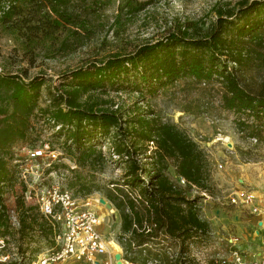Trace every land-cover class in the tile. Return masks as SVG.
<instances>
[{"label":"trees","instance_id":"1","mask_svg":"<svg viewBox=\"0 0 264 264\" xmlns=\"http://www.w3.org/2000/svg\"><path fill=\"white\" fill-rule=\"evenodd\" d=\"M78 1L15 0L1 19L26 41L61 29L68 36L86 38L90 19L86 11L76 9ZM215 10L217 18L207 30L178 24L132 52L65 71L59 83L48 88L46 100L43 75L0 73V238L13 237L21 253H27L34 240L56 244L51 222L37 206L26 203L23 193L15 206H9L4 197L19 180L15 147L37 140L33 119L40 117L62 139L63 157L78 166L71 169L69 186L79 185L83 195L93 192L84 170L103 171L112 156L124 167L122 181H112L106 196L122 219L119 242L126 261L202 264L192 248L212 235L210 223L199 213L200 196L194 194L211 190L206 152L176 123L150 107L144 109L136 102L115 109L103 96L125 92L144 100L164 93L189 115H209L211 110L234 113L243 137L261 144L264 0L226 2ZM64 46L66 41L60 49ZM193 91L200 96L190 98ZM58 125L61 128L55 130ZM105 138L111 142L108 151L102 148ZM172 168L179 180L171 177ZM11 207L21 221L16 230L7 212Z\"/></svg>","mask_w":264,"mask_h":264},{"label":"rangeland","instance_id":"2","mask_svg":"<svg viewBox=\"0 0 264 264\" xmlns=\"http://www.w3.org/2000/svg\"><path fill=\"white\" fill-rule=\"evenodd\" d=\"M238 1L240 0H79L76 9L86 11L84 13L90 19L91 32L86 38H82L81 34L77 38L68 36V32L61 29L52 35L26 41V38H22L11 25L5 24L0 18L1 73L26 74L28 78L43 75L46 80L43 97L46 100L48 88L58 84L65 71L91 61L106 59L113 54L132 52L139 44L156 41L165 36L178 24L188 23L207 30L217 18L215 9L218 6L226 2L236 4ZM17 20V17L13 18L14 22ZM63 41H66V46L60 49ZM177 96L182 98L181 94ZM199 96L200 92L193 91L189 97L195 99ZM103 97L110 100V105L115 106V109L126 108L136 102L144 109L150 107L149 109L163 115L165 120L176 123L206 152L211 165V190H196L194 194L200 196L199 213L210 223L212 235L207 242L192 248L193 255L202 264H222L223 260L228 262L230 240L239 236L242 242L240 248L244 254L248 258L257 257L258 249L260 246L263 248L264 236L260 233H264V226L260 227L257 215L241 205L229 203L227 197L232 192L250 187L257 198L259 212H264V198L257 192L264 178V141L253 144L250 138L243 137L237 129L234 113L211 110L209 115H189L180 110L178 101H172L164 93H160L155 99L144 100L137 94L114 91ZM39 118L33 119L38 129L37 140L19 143L15 147L16 158L23 164L21 169L26 166V152L23 147L40 148L43 141H50L62 154L51 167L46 165L49 161L47 158L39 159L45 173L37 187L59 183L72 189L77 196H91L94 207L101 216L100 230L109 242V249L121 255V259L114 264H130L124 259L123 248L119 242L122 219L106 196L112 181H122L124 167L116 158L110 157L107 158L103 171L89 173L84 170L92 183L93 192L83 195L79 185L69 186L73 179L71 169H77L78 166L69 158L63 157L62 139L55 137L49 125ZM110 146V139L105 138L102 148L108 151ZM227 146H232L233 150H229ZM220 165L224 167L221 168ZM170 175L174 180H179L174 168ZM24 186L27 189L24 182L17 180L16 185L5 192V202L9 206H15L17 197L25 194ZM103 200L107 204L104 205ZM26 203L35 205L34 201ZM111 208L113 212L110 211ZM111 240H116L120 245L118 252L110 245ZM55 246L56 244L52 246L46 240H34L30 250L21 253L11 237V243L0 250V256L1 253L5 255L8 252L16 253L17 256H11L10 261L0 264H10L17 260L28 264ZM105 257H98L99 264H104ZM66 264L84 263L69 261Z\"/></svg>","mask_w":264,"mask_h":264},{"label":"built area","instance_id":"3","mask_svg":"<svg viewBox=\"0 0 264 264\" xmlns=\"http://www.w3.org/2000/svg\"><path fill=\"white\" fill-rule=\"evenodd\" d=\"M14 4L15 0H1L0 18L9 12ZM60 128L61 125H58L55 130ZM251 142L256 144L257 139L252 138ZM226 144L232 145L231 143ZM227 148L233 150L232 146H227ZM23 150L26 152L25 169H21L23 164L18 159L14 161L19 169V180L27 186L23 197L27 202L34 201V206H37L41 214L51 222L56 240L54 248L28 264H66L69 261L99 264L98 257L100 256H106L104 264H114L117 261V253L109 249V242L100 230L102 219L94 207L93 198L77 196L72 189L61 186L59 183L37 187L45 173V168L40 164L39 159L47 158L49 161L46 165L51 167L62 152L47 140L42 142L40 148L26 146ZM114 158L118 157L114 156ZM220 167L223 168L224 165ZM182 182L184 183L183 180ZM227 199L231 204L249 209L254 215H262L258 210L257 198L250 187L232 192ZM7 212L11 227L15 230L19 229L21 221L18 211L11 207ZM261 222L263 227L264 219ZM230 241V260L228 262L223 260L222 264H264V254L253 258H248L244 254L240 248L241 237H232ZM9 243H11L10 235L0 238V250ZM11 256L15 258L17 254L8 252L2 255L1 253L0 263H7L12 259Z\"/></svg>","mask_w":264,"mask_h":264},{"label":"crops","instance_id":"4","mask_svg":"<svg viewBox=\"0 0 264 264\" xmlns=\"http://www.w3.org/2000/svg\"><path fill=\"white\" fill-rule=\"evenodd\" d=\"M261 181H262L261 182L262 185H261L260 189L257 192H258V194H259V196L261 198H264V178H262ZM257 217H259V225H260V227H262L261 226V223H262L261 221L264 219V212L262 213L261 216H257ZM260 235H262V237H263L264 236V233L263 234L260 233ZM258 250H259L258 251L259 255H263L264 254V249L261 246H260V248Z\"/></svg>","mask_w":264,"mask_h":264},{"label":"bare ground","instance_id":"5","mask_svg":"<svg viewBox=\"0 0 264 264\" xmlns=\"http://www.w3.org/2000/svg\"><path fill=\"white\" fill-rule=\"evenodd\" d=\"M103 204L105 205L107 203L103 202ZM110 211L113 212V209L111 208ZM103 219H105L104 216H103ZM110 245L112 246V248H114L116 252H118V249H120V245L118 244L116 240H111ZM130 264H135V263H130Z\"/></svg>","mask_w":264,"mask_h":264},{"label":"water","instance_id":"6","mask_svg":"<svg viewBox=\"0 0 264 264\" xmlns=\"http://www.w3.org/2000/svg\"><path fill=\"white\" fill-rule=\"evenodd\" d=\"M103 202H105V201L103 200ZM116 258H117V260H120L121 259V255L120 254H117L116 255Z\"/></svg>","mask_w":264,"mask_h":264}]
</instances>
